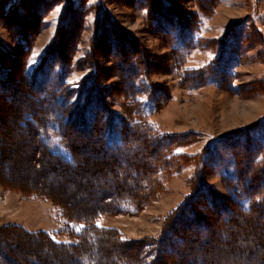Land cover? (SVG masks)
Here are the masks:
<instances>
[{
  "label": "rangeland",
  "instance_id": "374dc122",
  "mask_svg": "<svg viewBox=\"0 0 264 264\" xmlns=\"http://www.w3.org/2000/svg\"><path fill=\"white\" fill-rule=\"evenodd\" d=\"M263 206L264 0H0V264H264Z\"/></svg>",
  "mask_w": 264,
  "mask_h": 264
},
{
  "label": "trees",
  "instance_id": "16d2710c",
  "mask_svg": "<svg viewBox=\"0 0 264 264\" xmlns=\"http://www.w3.org/2000/svg\"><path fill=\"white\" fill-rule=\"evenodd\" d=\"M74 113V112H73ZM71 115H72V113H70ZM71 118L73 117V115L72 116H70ZM111 117L112 116H107L106 118L107 119H111ZM92 117H90L89 119L90 120H94V121H96V123H97V121H98V118L99 117H95V119H91ZM104 119V123H103V121H102V124L103 125H100L101 127H103V129H102V131L101 132H99V130H98V128H95L94 129V131H93V137H95V139H96V137L98 136V138H99V140L101 141V143L104 145L103 147H104V149H108V148H110V147H112V148H117L118 146H119V149H123V146H125V135H124V130H123V128L125 127L124 126V124H123V122H121L117 117H116V121L119 123V126L121 127V130L123 131V132H121V130H120V132H116L115 130H114V126H113V124H114V120L113 121H111V120H105L106 118L105 117H103ZM100 121V120H99ZM95 123V126L97 125ZM94 126V127H95ZM97 127V126H96ZM111 128V129H110ZM130 128L131 127H128V128H124V129H129L130 130ZM97 133V134H96ZM242 134H244V133H242ZM91 136V137H92ZM129 136V135H128ZM127 136V137H128ZM244 136V135H243ZM128 139H129V141L132 143H136L135 144V146H136V149H135V151H133L131 154H129L128 156L129 157H131L132 159H134L135 160V162H138V160H139V158H140V156L141 155H139V154H137V152L138 151H142V146H143V144H141V146L140 145H138L137 143L139 142V143H141L140 142V139H136V138H134L133 137V135L132 136H130V137H128ZM151 141H154V140H152V139H150ZM147 141H148V139H147ZM46 142V141H45ZM158 140L157 141H155V143L156 144H158ZM144 147V146H143ZM71 151V153H69L68 155H66V156H63V155H61L60 153H56V152H52L54 155H52V156H55L56 157V159L58 160H60L61 162H62V165H72V166H76V164H77V162H76V160H75V158H74V156H73V153H74V151L72 150V148H70L69 149V152ZM140 153V152H139ZM215 153H216V151H214V155H215ZM170 155H171V153H170ZM211 156L212 155H210L209 154V156H207L206 155V157L204 158V161L206 160V159H210L211 158ZM137 159V160H136ZM164 161H165V158H164ZM60 162V163H61ZM131 162H134V161H131ZM131 162H129L128 164H129V166L132 164ZM57 164H59V163H57ZM127 164V165H128ZM133 168L135 169L134 170V173H136V166H134L133 165ZM130 169H128V171H129ZM127 172V171H126ZM129 173H130V171H129ZM141 176H137V179H135V180H132L131 182H130V185H128V184H126L124 181H122L125 185H128L129 187H130V189H134V190H129L128 188H125L126 190H127V192L126 193H129L130 192V194L131 195H129V194H126V196L127 197H125V195L123 196V198H125L124 200H127L126 202L127 203H131L133 200H132V197H134L133 196V194L134 195H136L135 194V192H136V190H139L140 189V186H142V187H144V186H146V188H147V195H150L151 193H152V188H151V181H150V177H144L145 176V174L143 175V173L141 172V174H140ZM126 176H127V174H126ZM141 178H143L142 180H141ZM127 183H129V182H127ZM144 185V186H143ZM136 189V190H135ZM133 192V193H132ZM114 196L113 197H109L106 201H104L103 203H102V205H101V207H99L98 208V212H107V211H111V212H117V211H122L123 209H125V210H127L128 208H127V206H122L123 208H121V207H118V206H120L121 205V202L123 201V199H121V198H119L118 197V194H113ZM104 199L105 198H107V196H105V197H103ZM115 199V200H114ZM215 200H217V201H219L218 200V198H216ZM261 201V200H260ZM256 204H259V201H257L256 202ZM128 205V204H127ZM263 208H264V206H263ZM241 210V209H240ZM242 211V210H241ZM245 213H251L252 212V208L251 207H248L247 209H245V210H243ZM256 215H257V217L259 216L258 215V213H255ZM96 214H91V215H88V216H84V217H81L79 220L81 221L82 220V222H84V223H87V224H85V225H87V226H85V229L83 230H81V232H79V235H82V236H85V233L88 231V230H92L93 232L91 233L92 234V236H93V240H94V243H97L98 241L100 242L101 240V238H102V242H104L105 244H112L113 246H115V247H119V246H122V242H116L117 240H115L114 238H112V237H114L113 235H112V233L110 232V231H112L111 229L110 230H108V229H104V230H101V229H98V228H95L94 226H92V224L90 225L89 223H94L93 222V218H95L96 216H95ZM257 217H253L254 219H253V221L254 220H256L257 219ZM71 221H75V222H77L74 218L73 219H70ZM249 221H251L250 219L249 220H246V222H249ZM92 226V227H91ZM96 232H100V234H98V233H96ZM89 235V234H88ZM96 235H98V236H96ZM45 236H46V238H47V240L48 241H50V245H52V246H56V247H60V248H63V245L62 244H59V243H56L55 241H53L52 239H50L49 238V236L47 235V234H45ZM83 243H86V242H83ZM87 244V243H86ZM75 247H78V246H75ZM152 250V248L150 249V251ZM4 258H6L5 256H4ZM83 264H90V262H89V260H87V259H85V263H83ZM121 264H127V260H125V261H121Z\"/></svg>",
  "mask_w": 264,
  "mask_h": 264
},
{
  "label": "snow or ice",
  "instance_id": "6c2138e0",
  "mask_svg": "<svg viewBox=\"0 0 264 264\" xmlns=\"http://www.w3.org/2000/svg\"><path fill=\"white\" fill-rule=\"evenodd\" d=\"M81 228L83 227V225L80 226ZM77 231H79V229H77Z\"/></svg>",
  "mask_w": 264,
  "mask_h": 264
}]
</instances>
